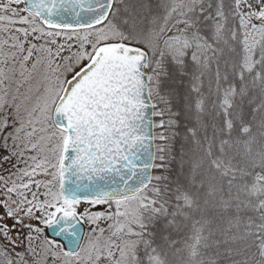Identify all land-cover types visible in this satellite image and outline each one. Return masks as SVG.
Returning a JSON list of instances; mask_svg holds the SVG:
<instances>
[{"label":"snow or ice","instance_id":"6c2138e0","mask_svg":"<svg viewBox=\"0 0 264 264\" xmlns=\"http://www.w3.org/2000/svg\"><path fill=\"white\" fill-rule=\"evenodd\" d=\"M0 264H264V0H0Z\"/></svg>","mask_w":264,"mask_h":264}]
</instances>
